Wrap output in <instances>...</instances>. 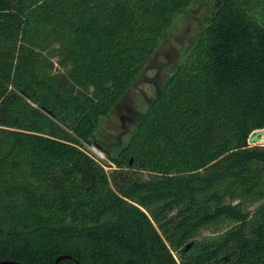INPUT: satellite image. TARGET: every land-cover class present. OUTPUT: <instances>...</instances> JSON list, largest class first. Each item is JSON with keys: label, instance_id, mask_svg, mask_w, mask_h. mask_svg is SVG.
<instances>
[{"label": "trees", "instance_id": "16d2710c", "mask_svg": "<svg viewBox=\"0 0 264 264\" xmlns=\"http://www.w3.org/2000/svg\"><path fill=\"white\" fill-rule=\"evenodd\" d=\"M195 1L0 0V262L264 264V0H203L109 173L80 147Z\"/></svg>", "mask_w": 264, "mask_h": 264}, {"label": "rangeland", "instance_id": "374dc122", "mask_svg": "<svg viewBox=\"0 0 264 264\" xmlns=\"http://www.w3.org/2000/svg\"><path fill=\"white\" fill-rule=\"evenodd\" d=\"M209 11V3L198 0L178 13L163 31L158 46L143 64L137 77L119 97L109 114L99 121L91 137L92 142L80 145L81 149L88 153L93 147L102 154V157L96 155H92V157L103 167L105 172L109 173L115 168L109 162L108 156L114 155L115 151L124 143L136 120L162 87L170 69L181 61L185 49L203 28L202 21ZM52 61L55 59L53 58ZM261 138L262 136L259 137V139ZM254 145L264 146V142ZM145 176V173L141 174L142 178ZM256 205L257 203H252L245 207L246 210L252 211ZM207 235L214 234L210 233V229H204L201 230L198 238ZM171 254L180 264L178 253L171 251Z\"/></svg>", "mask_w": 264, "mask_h": 264}, {"label": "water", "instance_id": "95a60500", "mask_svg": "<svg viewBox=\"0 0 264 264\" xmlns=\"http://www.w3.org/2000/svg\"><path fill=\"white\" fill-rule=\"evenodd\" d=\"M263 134H264V128L252 131V133H250L248 135V137L246 139V143L248 145H251V144L254 145L255 143H258V142H264V140L260 141V139H259V137L262 136ZM186 247H187V245H186ZM67 257L68 256H65V255H60V256L56 257L54 264H56L58 260L64 259ZM8 263H9L8 261L0 262V264H8ZM12 264H16V263H12Z\"/></svg>", "mask_w": 264, "mask_h": 264}, {"label": "built area", "instance_id": "2783aa9c", "mask_svg": "<svg viewBox=\"0 0 264 264\" xmlns=\"http://www.w3.org/2000/svg\"><path fill=\"white\" fill-rule=\"evenodd\" d=\"M83 152L87 155V156H89V157H91L93 160H95L94 159V157H92V155H96V156H98V157H102V154L98 151V150H96L95 148H90V150H89V153L88 152H86V151H84L83 150ZM91 152V153H90Z\"/></svg>", "mask_w": 264, "mask_h": 264}, {"label": "bare ground", "instance_id": "6f19581e", "mask_svg": "<svg viewBox=\"0 0 264 264\" xmlns=\"http://www.w3.org/2000/svg\"><path fill=\"white\" fill-rule=\"evenodd\" d=\"M263 135H264V134H263ZM263 135H262V138L260 139V141H261V140H264V136H263Z\"/></svg>", "mask_w": 264, "mask_h": 264}]
</instances>
